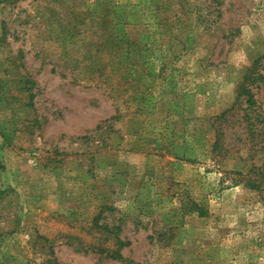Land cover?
<instances>
[{"label": "rangeland", "instance_id": "1", "mask_svg": "<svg viewBox=\"0 0 264 264\" xmlns=\"http://www.w3.org/2000/svg\"><path fill=\"white\" fill-rule=\"evenodd\" d=\"M263 144L264 0H0V264H264Z\"/></svg>", "mask_w": 264, "mask_h": 264}, {"label": "trees", "instance_id": "2", "mask_svg": "<svg viewBox=\"0 0 264 264\" xmlns=\"http://www.w3.org/2000/svg\"><path fill=\"white\" fill-rule=\"evenodd\" d=\"M249 71L246 73V75L244 76V82L249 80V79H255V70L254 68H249ZM263 77L262 75H259V78ZM240 95H244L247 98V104L249 107H253L256 105V99L254 96V93H252V91L250 90V88H248L247 86L242 85L240 87ZM264 145V144H263ZM261 175L264 176V174L262 172H260ZM246 185H248L250 188L256 189V190H262L263 188L261 187V184L256 182L255 180H247L246 181ZM194 205L196 206L197 204L194 203ZM200 209V208H199ZM199 212V214L204 215L206 212V210L204 209H200L197 210ZM98 227L102 228V229H108L107 225H102V224H98ZM107 255L111 258L114 259H118V260H122V261H128V263H131L130 260H127L126 258H124L123 254L121 253L120 249L115 250L114 252H107Z\"/></svg>", "mask_w": 264, "mask_h": 264}]
</instances>
